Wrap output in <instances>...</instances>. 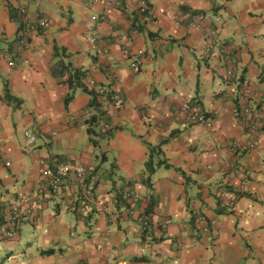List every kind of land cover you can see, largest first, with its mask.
Returning a JSON list of instances; mask_svg holds the SVG:
<instances>
[{"label":"crops","instance_id":"obj_1","mask_svg":"<svg viewBox=\"0 0 264 264\" xmlns=\"http://www.w3.org/2000/svg\"><path fill=\"white\" fill-rule=\"evenodd\" d=\"M55 161L89 171L93 200L72 174L46 186ZM12 204L0 264H264V0H0V223Z\"/></svg>","mask_w":264,"mask_h":264},{"label":"built area","instance_id":"obj_2","mask_svg":"<svg viewBox=\"0 0 264 264\" xmlns=\"http://www.w3.org/2000/svg\"><path fill=\"white\" fill-rule=\"evenodd\" d=\"M138 12L142 14H149V10H147L145 7L141 5V3H138L137 6ZM96 16H93V19H96ZM102 18V17H100ZM200 16L198 17V21H200ZM48 26V21L45 18H36L28 24L29 29H35V27H43L46 28ZM99 28V23H97L95 26L93 24H87L85 27V35L89 41V43L94 44L96 40L95 33L97 32V29ZM206 33L210 32V28L206 27L204 29ZM26 43H25V36L23 34H19L17 43H16V50L20 51L25 49ZM9 66H12L14 61L8 60L7 61ZM86 83H92V80L87 79L85 81ZM111 102L118 103V98L116 95H112L108 99H104L102 101V105H108ZM232 113L237 116L238 120L242 122V120H246L251 114L249 108L241 103L235 104L232 109ZM185 118L188 121H196V122H203L207 126L210 125V121L207 117L200 114L197 110L190 111L185 115ZM250 130H255L256 124L254 122H250L247 126ZM24 137L27 139L28 143H33L34 136L29 133L28 131L23 132ZM253 144L250 143L249 146L251 147ZM231 147H234V144L230 145ZM72 174L76 184L80 187V190L82 192V195L85 199L93 200L90 187L86 185V178L89 175V171L78 163H70V162H64V161H55L51 165H47L42 169V176L46 179V186L49 187L52 190H57L60 186L61 179L68 175ZM124 195H128V193H125ZM25 199V195L22 194L20 196V201ZM27 212L26 209L18 206L17 204H12L10 206L4 215V218L2 222L0 223V239L8 238L12 236L15 231L13 228H10L11 225H15L22 214H25ZM143 228L146 225V221H142Z\"/></svg>","mask_w":264,"mask_h":264},{"label":"trees","instance_id":"obj_3","mask_svg":"<svg viewBox=\"0 0 264 264\" xmlns=\"http://www.w3.org/2000/svg\"><path fill=\"white\" fill-rule=\"evenodd\" d=\"M10 11V14L13 18H20L18 16H21L23 15V13L19 10L17 11H14L12 9L9 10ZM19 20V24H18V29L19 28H23V29H29L28 28V24H25L27 22H21L20 19ZM36 29H43V27H35ZM64 73H65V81L67 82V84L69 85H78L80 86L81 88L87 90L86 88V83L84 81H82V77L84 76V72L83 71H80L79 69H76V68H69L66 64H61V63H56L52 69H51V74L55 77H63L64 76ZM88 94L91 95V98H90V103H89V106L92 107V108H96L99 106L96 98H95V94L93 91L91 90H88ZM94 120H95V116H92L91 119L89 120V122L91 123V125H93L94 123ZM94 127V126H93ZM105 130V132L107 131L106 128H107V125L106 124H103L102 126ZM87 131L89 133H93L94 129L92 127H89L87 129ZM152 150V149H151ZM150 157V155H149ZM146 165H147V171L149 173L152 172L153 170V166L151 165V160H147L146 161Z\"/></svg>","mask_w":264,"mask_h":264}]
</instances>
